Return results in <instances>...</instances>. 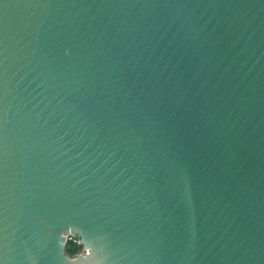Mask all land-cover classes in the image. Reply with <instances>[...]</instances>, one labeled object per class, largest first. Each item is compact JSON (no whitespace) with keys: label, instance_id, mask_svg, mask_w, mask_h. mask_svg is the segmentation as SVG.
<instances>
[{"label":"water","instance_id":"obj_1","mask_svg":"<svg viewBox=\"0 0 264 264\" xmlns=\"http://www.w3.org/2000/svg\"><path fill=\"white\" fill-rule=\"evenodd\" d=\"M0 264H264V0H0Z\"/></svg>","mask_w":264,"mask_h":264},{"label":"rangeland","instance_id":"obj_2","mask_svg":"<svg viewBox=\"0 0 264 264\" xmlns=\"http://www.w3.org/2000/svg\"><path fill=\"white\" fill-rule=\"evenodd\" d=\"M83 249L76 244L74 241H69L68 244V253L71 256H76L77 254L81 253Z\"/></svg>","mask_w":264,"mask_h":264},{"label":"built area","instance_id":"obj_3","mask_svg":"<svg viewBox=\"0 0 264 264\" xmlns=\"http://www.w3.org/2000/svg\"><path fill=\"white\" fill-rule=\"evenodd\" d=\"M68 241H74V242H76V244H77L78 246H80V245H79V241H78V239L75 238V237L72 236V235L68 236Z\"/></svg>","mask_w":264,"mask_h":264},{"label":"clouds","instance_id":"obj_4","mask_svg":"<svg viewBox=\"0 0 264 264\" xmlns=\"http://www.w3.org/2000/svg\"><path fill=\"white\" fill-rule=\"evenodd\" d=\"M66 254V253H65ZM67 255V254H66ZM86 255V249H84V255H82V256H80V257H83V256H85ZM79 257V258H80Z\"/></svg>","mask_w":264,"mask_h":264}]
</instances>
